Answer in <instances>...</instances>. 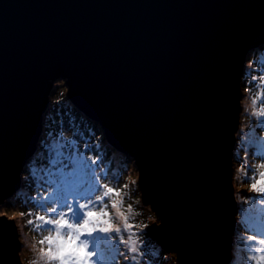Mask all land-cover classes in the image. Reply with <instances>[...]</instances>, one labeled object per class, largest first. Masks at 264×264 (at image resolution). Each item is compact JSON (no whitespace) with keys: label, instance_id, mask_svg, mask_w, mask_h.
<instances>
[{"label":"water","instance_id":"obj_1","mask_svg":"<svg viewBox=\"0 0 264 264\" xmlns=\"http://www.w3.org/2000/svg\"><path fill=\"white\" fill-rule=\"evenodd\" d=\"M264 0H0V203L36 154L55 81L134 157L151 238L179 264H228L233 155ZM0 215V264H26Z\"/></svg>","mask_w":264,"mask_h":264},{"label":"snow or ice","instance_id":"obj_2","mask_svg":"<svg viewBox=\"0 0 264 264\" xmlns=\"http://www.w3.org/2000/svg\"><path fill=\"white\" fill-rule=\"evenodd\" d=\"M262 98L264 91L252 99L254 109L257 101L264 105ZM252 115L262 118L257 121L261 126L264 106L258 112L253 111ZM69 147L77 148L71 142ZM70 158L74 163L73 171H61L58 178L48 182L49 186L54 185L55 191L40 199L33 197L37 212L44 214L32 217L31 212L27 213L32 218L26 224L33 231L48 233L38 241L41 245L39 254L31 264H116L118 256H124L129 264H141L147 253L137 246L138 237L130 231L134 225L129 223L128 216L119 211L123 201H110L117 215L123 218V229L113 223L107 210L108 203L105 201L111 195L119 197L121 192L101 183V179L107 177L97 174L100 170L98 159L78 151L70 153ZM259 167L264 169V163ZM246 178L251 181L255 192L264 194V171L258 173V178L256 175ZM260 198L264 200V195ZM127 208L129 213L133 212L131 205ZM247 211L243 223L245 230L251 234L241 240L242 264H264V210L250 208ZM124 233H127V239ZM119 245H126L127 252H122Z\"/></svg>","mask_w":264,"mask_h":264},{"label":"rangeland","instance_id":"obj_3","mask_svg":"<svg viewBox=\"0 0 264 264\" xmlns=\"http://www.w3.org/2000/svg\"><path fill=\"white\" fill-rule=\"evenodd\" d=\"M254 58L256 59V61L252 62L251 59L254 60ZM250 62H252V65ZM259 69H262L261 71L264 70V43L261 45H258L255 49L251 50L247 54L245 69L243 73L245 74L244 77L246 78L248 75H253L254 73L258 75L260 73L258 72ZM245 78L242 81V93H243L242 111L240 115L239 128L236 131V144L234 146V155H233L232 163H233L234 195L237 200V208L239 206L241 209H245L244 214L247 216L248 215L247 210H249L253 205H255L254 208L256 210H264V200L260 198L261 197L260 194L257 193L256 195H254L251 192H249V185L251 184L248 182L249 180L246 178V177L253 176V175H256L258 178V173L260 171H264V169L258 170L256 168V166H258L257 160H260L261 157L264 156V132L260 131V129L264 127V121H262L261 126H258L257 121L262 118L252 115L253 111L258 112L260 108L263 106L260 101H257V104L254 109L252 105V99L256 96L257 93L263 91L264 84L260 85L261 86L260 88L255 87L253 89L250 86V84L246 82ZM249 88L252 90V93L250 94L251 100L249 98V95L247 94L248 91H250ZM72 105L73 103L69 100V97H68V91H67V86L65 84V80L60 79V80L55 81L54 87L52 89L50 106L48 107V110L45 111L44 113V120H43L44 130L46 126L48 127L50 125L48 120L51 118L52 113H54L53 115H55L56 117L59 115V113L68 114L66 117V122H67V125H71L70 120L73 117V115L71 114ZM55 108L56 110L55 112H53ZM57 121L58 120L54 117L52 124L58 123ZM250 129H252L253 132H252V135L248 137L247 133L250 132ZM59 132L61 133L62 131L59 130ZM52 133L53 131L50 133L47 130L45 131V134H52ZM49 137L50 136H46L45 138V141L47 140V142H44V140L40 141L41 147L38 148L36 154L33 155V157L29 160L27 166L25 167V169L28 167L31 168L30 173H32V168H34L35 170L40 165L41 160H45L46 158H48V156H46V154L44 153L43 149H44L45 143L47 144L54 143V141L49 142ZM255 137L258 138V141L253 140V138ZM102 143L106 144L110 142L106 138V141ZM110 145L114 148L112 144ZM124 155L128 156L126 154ZM132 161H133V157H132ZM137 177H138V170L135 171V173L133 174V176L130 178L129 182L127 183L128 188L129 186L133 185V182L134 183L136 182L137 184ZM22 183L23 184L27 183V181L26 182L23 181ZM28 184L31 185V183H28ZM22 191H24V189L20 188L17 191V193L18 192L22 193ZM120 192L122 196H128L130 190L122 189ZM253 192L255 191L253 190ZM251 198L252 200H250ZM113 200L123 201V204L120 205L119 211L123 212L124 215L128 216L129 223L134 225V227L130 231L135 232L136 236L138 237L137 246L142 248L147 254H149L150 252H153L154 249L153 247H151L148 227L152 223H155L156 219L160 220V218H158L154 210L151 209L150 205L144 204L141 200V197H140V201H137V198L136 199L134 198L133 200H124L121 198V196L119 197L115 196ZM4 204L5 203H0V215L15 217L16 223L18 225L19 236H20V239L22 240V245H21L22 256L26 264H31V261H33L38 256L39 248L41 247V245L38 243V240L33 238L30 234L24 233V229L28 225L26 224L27 219H25L24 216L21 215L22 212L17 211L16 209H13V210L7 211L6 213L5 212L6 205ZM128 205L132 206L133 212L131 213L128 212V208H127ZM107 210L110 212L112 216L113 223L116 226H119L123 229L124 221L122 217L117 215V210L113 209L111 206H109ZM235 215H236V224H238L236 225L237 230L235 232L236 233L235 240H238V243H235V257L232 258V261L229 264H242L241 252H240L241 240L244 237L249 236L250 234L246 233L245 226L242 225V222L244 221V219L241 220V216L237 214V210H236ZM30 218L32 217H29V219ZM124 234L127 235V233H124ZM122 252H126V251H122ZM173 252L174 251H168L167 252L168 254H164L165 260H161L160 262L169 263V264H179L177 260V256L174 257L176 253L174 255ZM163 253L165 252L162 251V254ZM128 255L130 256L131 253H128ZM118 261L121 264H129V262L125 259L124 256H118L116 262ZM141 264H146V263L142 261Z\"/></svg>","mask_w":264,"mask_h":264},{"label":"trees","instance_id":"obj_4","mask_svg":"<svg viewBox=\"0 0 264 264\" xmlns=\"http://www.w3.org/2000/svg\"><path fill=\"white\" fill-rule=\"evenodd\" d=\"M251 61L255 62L256 59L255 58L254 60L251 59ZM252 62H250L251 65ZM261 70L262 69L258 70V72H260L258 75L254 73L253 75H248L246 78L244 77L245 74H243L242 81L245 78L246 82L249 83L253 89L255 87L260 88L261 87L260 85H262V80H264V70L263 71ZM251 93L252 90L250 89V91H248L247 93L249 97ZM71 107H72L71 114L73 115V117L70 120L71 125H67L66 122V117L68 114L59 113V115L56 117L55 115H53L54 113H52L51 118L48 120L50 125L48 127L45 125L46 127L42 134V136L43 135L44 136L41 138V141L44 140V142H47V140L45 141V138L46 136H50L49 142L54 141V143L52 144L45 143L44 145L43 150L46 156H48V158L40 161V165L35 169L36 171L34 170V168H32V173H30L31 171L30 167L26 168L23 171L22 173L23 181L25 182L27 181V183H24L21 187V189H24V191H22V193L19 192L16 193L15 196L5 201L4 205H6V211H5L6 213L7 211L16 209L17 211L25 213V215L23 216L27 220H29L30 217L29 215H27V213L29 212L32 213V217H34L37 214H44L42 212L40 213L37 212L34 206L35 201L33 200V197L40 199L42 197L49 196L55 191L54 185L49 186L48 182L54 178H58L61 171H63L64 173H70L73 171L74 163L73 160L70 158V153H74L75 151H78L79 153L82 154H86L89 157L98 159V163L100 164V170L98 171L97 174L98 175L103 174L107 177L106 179L105 178L101 179L102 184H108L109 187H112L119 191H121L122 189L125 190L129 189L130 192L128 196L120 195L121 198L124 200H133L134 198L135 199L137 198V201H140L141 196H140L138 180H137V184L136 182L135 183L133 182V185H131L132 187L129 186L128 188L127 185L130 178L133 176L135 171H137L136 166L132 161V157L130 155L125 156L124 154L116 150V148L114 149L109 143L103 144L102 142L106 141V134L105 132H102L104 130L101 126V123L94 121L90 117H86L82 111H80L73 105ZM55 110L56 108L53 110V112H55ZM54 117L58 120L57 121L58 123L52 124ZM46 130L49 133L53 131V133L45 134ZM59 130L62 132L60 133ZM260 131L264 132V127L261 128ZM252 132L253 130L250 129V132L247 133L248 137L252 135ZM253 140L258 141V138L255 137L253 138ZM70 142L72 144H75L77 148L76 149L70 148L69 147ZM40 147L41 146L39 145V148ZM262 163H264V156H262L260 160H257L258 166H256V168L258 170L262 169L259 167ZM248 182L251 184L250 180ZM28 183H31V185H29ZM125 185H127V187H125ZM249 192H251L254 195L258 193V192H253L251 185H249ZM258 194H260L261 196L263 195L261 193ZM114 198L115 195H111L105 201L106 203H108V207L111 206L110 201H112ZM250 200H252V198ZM254 206L255 205H253L251 208L255 209ZM244 210L245 209H241L239 206L237 208V214L241 216V220L244 219V217L246 216L244 214L245 212ZM242 225L244 226L243 222ZM27 227H25L24 233L30 234L33 238L37 239L38 241L42 238V236L48 234L47 232H41L37 234V232L32 230L31 226L28 225ZM245 231L246 233L251 234L250 231L248 230ZM235 232H234V237L236 235ZM125 239H127V235H125ZM149 239L151 241V247H153L154 251L147 254L144 257L143 262H145L146 264H169V263H160L161 260H165V256L164 257L162 256V251L165 252L163 254H168V253L166 252V250L162 249L161 246L153 239L151 238ZM235 243H238V240H235L234 238L233 252H234ZM119 248L121 251L127 252L126 245L123 246L119 245ZM173 254L175 255V252H173ZM176 256L177 254L174 257ZM116 264H121V263L118 261L116 262Z\"/></svg>","mask_w":264,"mask_h":264},{"label":"clouds","instance_id":"obj_5","mask_svg":"<svg viewBox=\"0 0 264 264\" xmlns=\"http://www.w3.org/2000/svg\"><path fill=\"white\" fill-rule=\"evenodd\" d=\"M69 100H70V99H69ZM70 101H71V100H70ZM71 102H72V101H71ZM72 103H73V102H72ZM49 106H50V105H49ZM73 106L76 107L77 109H79L74 103H73ZM47 110H48V109H47ZM47 110H46V111H47ZM79 110L82 111V112L85 114L86 117H90V118H92L94 121H96V122H98V123H101L99 120L93 118V117L90 116V115H87L82 109H79ZM43 123H44V122H43ZM101 126H102V123H101ZM102 128H103V126H102ZM103 130H104V129H103ZM43 132H44V130H43ZM104 132H105V130H104ZM105 134H106V133H105ZM42 137H43V136L41 135V137H40V141H41V138H42ZM106 138H107V135H106ZM107 140L109 141L108 138H107ZM109 142H110V141H109ZM112 145H113V144H112ZM113 146H114V145H113ZM114 148H117V147L114 146ZM117 149H118V148H117ZM126 154H127V153H126ZM127 155H130V154H127ZM130 156L133 157L132 155H130ZM32 157H33V156H32ZM32 157H31V158H32ZM31 158H30V159H31ZM30 159H29V160H30ZM29 160H28V162H29ZM133 163H134V165L136 166V169L138 170L134 157H133ZM25 167H26V166H25ZM25 167H24V169H25ZM24 169H23V171H24ZM23 171H22V173H23ZM138 179H139V171H138V177H137V180H138ZM22 182H23V178H22ZM22 185H23V183H22ZM22 185H21V187H22ZM21 187H20V188H21ZM20 188H19V189H20ZM19 189H18V190H19ZM139 189H140V188H139ZM18 190H17V191H18ZM17 191H16L11 197L15 196V194L17 193ZM140 196H141V190H140ZM11 197H9V198H11ZM9 198H8V199H9ZM141 198H142V197H141ZM6 200H7V199H6ZM6 200H5V201H6ZM141 200H142V199H141ZM4 203H5V202H4ZM150 238H151V236H150ZM151 239H153V238H151ZM153 240H155V241L157 242L156 239H153ZM21 241H22V240H21ZM157 243H158V242H157ZM158 244L161 246L160 243H158ZM161 248L164 249L162 246H161ZM175 253H176V252H175ZM176 254H177V253H176Z\"/></svg>","mask_w":264,"mask_h":264},{"label":"bare ground","instance_id":"obj_6","mask_svg":"<svg viewBox=\"0 0 264 264\" xmlns=\"http://www.w3.org/2000/svg\"><path fill=\"white\" fill-rule=\"evenodd\" d=\"M250 98V97H249ZM251 100V99H250ZM250 103V102H249ZM109 144H112L111 142ZM162 256L164 257V254H162ZM161 263V262H160Z\"/></svg>","mask_w":264,"mask_h":264}]
</instances>
